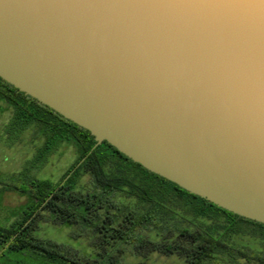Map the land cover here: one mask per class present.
Returning <instances> with one entry per match:
<instances>
[{"label":"water","instance_id":"water-1","mask_svg":"<svg viewBox=\"0 0 264 264\" xmlns=\"http://www.w3.org/2000/svg\"><path fill=\"white\" fill-rule=\"evenodd\" d=\"M0 77L264 223V0H0Z\"/></svg>","mask_w":264,"mask_h":264},{"label":"trees","instance_id":"trees-1","mask_svg":"<svg viewBox=\"0 0 264 264\" xmlns=\"http://www.w3.org/2000/svg\"><path fill=\"white\" fill-rule=\"evenodd\" d=\"M0 101L12 108L10 129H41L45 139L36 157L46 155L57 141H70L77 149L59 180L34 179L20 189L30 201L13 223L0 225V251L26 248L53 264H120L116 251L130 247L138 253H177L188 264H264V251L234 239L264 235L263 222L186 190L107 140L97 144L90 130L2 77ZM84 174L89 183L78 189V177ZM45 211L54 222L90 232L96 254L80 255L69 244L37 235L36 221Z\"/></svg>","mask_w":264,"mask_h":264},{"label":"rangeland","instance_id":"rangeland-1","mask_svg":"<svg viewBox=\"0 0 264 264\" xmlns=\"http://www.w3.org/2000/svg\"><path fill=\"white\" fill-rule=\"evenodd\" d=\"M12 108L0 101V225H10L29 203L26 189L34 179L57 181L77 157V149L70 141H57L46 155L36 157L44 143V136L37 125L15 132L8 126ZM89 175L78 177L76 187L85 189ZM36 234L57 242L66 243L80 255L96 254V239L78 226H67L50 220L45 211L36 221ZM237 243L264 251V235L239 234ZM122 248V247H120ZM72 249V250H73ZM120 264H188L177 253L149 251L138 253L130 247L116 251ZM244 263V260H240ZM0 264H53L45 256L30 249L4 248L0 251ZM214 264V263H209Z\"/></svg>","mask_w":264,"mask_h":264}]
</instances>
